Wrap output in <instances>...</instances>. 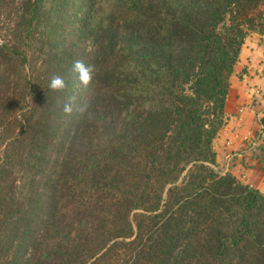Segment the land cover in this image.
Wrapping results in <instances>:
<instances>
[{"label": "trees", "instance_id": "1", "mask_svg": "<svg viewBox=\"0 0 264 264\" xmlns=\"http://www.w3.org/2000/svg\"><path fill=\"white\" fill-rule=\"evenodd\" d=\"M83 1L76 95L26 69L43 0L0 32V264H264V193L213 148L264 0Z\"/></svg>", "mask_w": 264, "mask_h": 264}, {"label": "crops", "instance_id": "2", "mask_svg": "<svg viewBox=\"0 0 264 264\" xmlns=\"http://www.w3.org/2000/svg\"><path fill=\"white\" fill-rule=\"evenodd\" d=\"M240 57L250 73L231 76L224 106L226 122L213 141L216 168L264 192V160L259 155L264 147L260 134V118L264 122V42L244 45Z\"/></svg>", "mask_w": 264, "mask_h": 264}, {"label": "rangeland", "instance_id": "3", "mask_svg": "<svg viewBox=\"0 0 264 264\" xmlns=\"http://www.w3.org/2000/svg\"><path fill=\"white\" fill-rule=\"evenodd\" d=\"M74 1L81 3L80 7L84 8L85 2L83 0H43L42 23L37 27L35 39L31 41L27 47L29 61H27L26 69L40 78L46 86L49 84L50 77L53 74L61 75L65 71L66 73L63 75L65 81H74V83H77L75 75L71 71V58L79 53L81 57L84 56L87 61L88 57L91 55L89 52L92 50V47L89 44L86 50H84L85 48L82 49L80 47L79 49V47H77L73 56H69L66 52L61 53V51H64L67 47L72 46L68 43L72 34L67 33L70 28L72 29L74 27V24L70 22L72 17L69 16L68 13L73 15L80 9V7H76L73 4ZM19 2L20 0H0L1 35L11 31L12 26L17 22L16 16L22 13ZM104 4L105 0H98V4L96 2L94 7L98 10L97 7ZM262 9L264 12V5H262ZM15 11L16 13L14 14ZM81 25H83V22H81ZM262 42H264V25L258 26L256 31H251L246 36L243 46L247 44L250 47V45H257ZM75 48L76 47H74V49ZM234 73L238 77H245L250 73L247 69V62L243 61L242 57L239 58L235 65L232 75ZM44 76L47 77L46 80L42 78ZM75 85L74 92H72L73 95H76L78 92V84ZM263 124L264 122L260 118L261 135L263 134ZM262 149L263 152L261 154L259 153V155L263 156L262 160H264V147H262Z\"/></svg>", "mask_w": 264, "mask_h": 264}, {"label": "clouds", "instance_id": "4", "mask_svg": "<svg viewBox=\"0 0 264 264\" xmlns=\"http://www.w3.org/2000/svg\"><path fill=\"white\" fill-rule=\"evenodd\" d=\"M72 73L75 75V78L77 80L78 86L83 88H88V86L93 81V73H94V67L90 64L85 63L82 59H76L72 63ZM49 90L53 92H63L67 88V83L63 76L58 74H53L50 77L49 84H48ZM76 98L74 96H69L68 100L63 103L62 111L66 115H72L74 108L78 112H83L84 107H75Z\"/></svg>", "mask_w": 264, "mask_h": 264}, {"label": "built area", "instance_id": "5", "mask_svg": "<svg viewBox=\"0 0 264 264\" xmlns=\"http://www.w3.org/2000/svg\"><path fill=\"white\" fill-rule=\"evenodd\" d=\"M264 127V126H263ZM263 136H264V130H263Z\"/></svg>", "mask_w": 264, "mask_h": 264}]
</instances>
